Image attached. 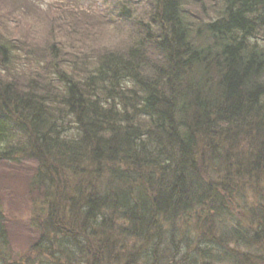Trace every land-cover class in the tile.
Segmentation results:
<instances>
[{
  "label": "trees",
  "instance_id": "obj_1",
  "mask_svg": "<svg viewBox=\"0 0 264 264\" xmlns=\"http://www.w3.org/2000/svg\"><path fill=\"white\" fill-rule=\"evenodd\" d=\"M113 11L109 49L0 30V163H36L39 234L14 255L0 200V264H264V0Z\"/></svg>",
  "mask_w": 264,
  "mask_h": 264
},
{
  "label": "rangeland",
  "instance_id": "obj_2",
  "mask_svg": "<svg viewBox=\"0 0 264 264\" xmlns=\"http://www.w3.org/2000/svg\"><path fill=\"white\" fill-rule=\"evenodd\" d=\"M116 4L117 0H0V30L6 26L14 30L15 42L24 32L32 40L36 23L43 24V41L36 43L42 45L52 38L50 32L53 31L54 35L57 33V37L61 36L57 32L59 30L72 34L74 25H77V41H82L83 37L87 40V46L91 43L97 49L114 48L121 41L116 39L120 34V27L104 21L103 14L112 16ZM29 19L33 21L32 24L25 23ZM25 59V54L20 51L19 60L15 64L24 62ZM35 168L36 163L33 161L0 163V200L11 247L14 255H20L19 257L29 255L39 238L37 228L29 216L31 201L37 198V194L29 190Z\"/></svg>",
  "mask_w": 264,
  "mask_h": 264
},
{
  "label": "clouds",
  "instance_id": "obj_3",
  "mask_svg": "<svg viewBox=\"0 0 264 264\" xmlns=\"http://www.w3.org/2000/svg\"><path fill=\"white\" fill-rule=\"evenodd\" d=\"M17 18H19V14L17 13ZM26 24H32L33 21L31 19L25 22ZM10 27H14V25H10ZM117 40H127L128 43L132 42V38L129 37L127 30L125 29L123 32L116 37ZM43 41V24L36 23L35 31L32 34V41L34 43H42Z\"/></svg>",
  "mask_w": 264,
  "mask_h": 264
}]
</instances>
